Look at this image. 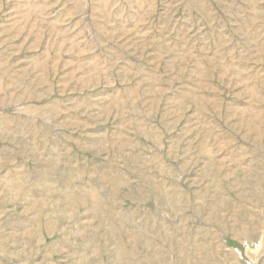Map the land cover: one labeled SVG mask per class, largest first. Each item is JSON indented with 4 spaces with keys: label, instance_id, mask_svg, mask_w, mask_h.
Here are the masks:
<instances>
[{
    "label": "rangeland",
    "instance_id": "obj_1",
    "mask_svg": "<svg viewBox=\"0 0 264 264\" xmlns=\"http://www.w3.org/2000/svg\"><path fill=\"white\" fill-rule=\"evenodd\" d=\"M0 264H264V0H0Z\"/></svg>",
    "mask_w": 264,
    "mask_h": 264
}]
</instances>
